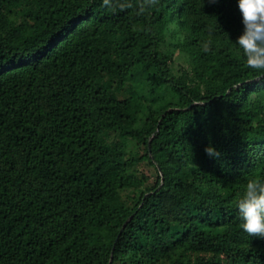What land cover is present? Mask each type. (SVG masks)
<instances>
[{
	"label": "trees",
	"instance_id": "obj_1",
	"mask_svg": "<svg viewBox=\"0 0 264 264\" xmlns=\"http://www.w3.org/2000/svg\"><path fill=\"white\" fill-rule=\"evenodd\" d=\"M243 28L238 0H0V264H264L236 208L264 178Z\"/></svg>",
	"mask_w": 264,
	"mask_h": 264
},
{
	"label": "clouds",
	"instance_id": "obj_2",
	"mask_svg": "<svg viewBox=\"0 0 264 264\" xmlns=\"http://www.w3.org/2000/svg\"><path fill=\"white\" fill-rule=\"evenodd\" d=\"M218 0H209L216 3ZM104 7L112 12L135 8L137 15L149 14L159 0H102ZM238 7L244 25L242 33L234 41L240 49L245 65L260 75H264V0H238ZM212 41L207 40L202 48L205 52L211 50ZM210 157H218L219 152L211 145L205 148ZM240 214L241 228L250 237L264 239V178L249 179L243 193L236 201Z\"/></svg>",
	"mask_w": 264,
	"mask_h": 264
},
{
	"label": "rangeland",
	"instance_id": "obj_3",
	"mask_svg": "<svg viewBox=\"0 0 264 264\" xmlns=\"http://www.w3.org/2000/svg\"><path fill=\"white\" fill-rule=\"evenodd\" d=\"M186 66L185 63L182 61L181 63L177 60L176 63H175V67L176 68H181V66ZM150 171L152 172L153 169L151 168Z\"/></svg>",
	"mask_w": 264,
	"mask_h": 264
},
{
	"label": "water",
	"instance_id": "obj_4",
	"mask_svg": "<svg viewBox=\"0 0 264 264\" xmlns=\"http://www.w3.org/2000/svg\"><path fill=\"white\" fill-rule=\"evenodd\" d=\"M130 219H131V217H129V218L124 222V224H123V226H122V228H121V230H120V233L125 229V227H126V225H127V223L129 222Z\"/></svg>",
	"mask_w": 264,
	"mask_h": 264
}]
</instances>
